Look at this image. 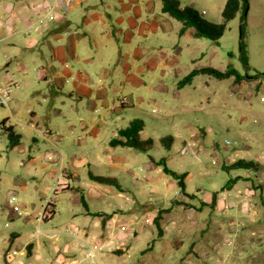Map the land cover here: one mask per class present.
I'll list each match as a JSON object with an SVG mask.
<instances>
[{
	"label": "rangeland",
	"instance_id": "obj_1",
	"mask_svg": "<svg viewBox=\"0 0 264 264\" xmlns=\"http://www.w3.org/2000/svg\"><path fill=\"white\" fill-rule=\"evenodd\" d=\"M178 1L181 7L192 8L202 19L213 22L223 21L221 10L226 0ZM244 1H247V8L242 36L248 48L250 73L255 70L264 73V0H239V10L226 22V29L216 42L195 35L188 36V32L194 34L192 27L182 35H178L174 30L166 32L159 29L154 34L156 39L152 40V43L156 42L157 46H161L164 54L157 57V64L152 71L145 72L142 77L145 84L139 87L131 85L122 70L112 76V83L105 81L107 87H111L117 96L126 95L130 104L114 113L110 123L109 119L100 120V111H95L88 101L79 103L77 99L70 98L66 94L69 86L78 81L76 70H80L79 64L83 61L74 64L75 70L71 75H61V79L67 78L69 82L61 84L59 90H55V87L48 86L41 79V50L20 49V46L16 49L13 47L16 44L0 42V85L10 86V107L24 123L28 122L26 109L34 108L37 114L35 121L38 124H34L33 127L36 126L41 130L47 127L52 129V138L62 153L65 168H69L70 164L79 160H93V171L116 177L123 187L132 189L135 196L142 201H149L148 197L153 196L151 194L153 186H157L162 194L157 203L164 206L169 204V196H176L175 190L178 187L174 185L171 187L175 179L165 173L161 165L151 166L152 161L149 156H153L157 162L163 157L170 170L186 173V190L194 193L198 200L204 199L212 192L222 189L223 184L232 174L222 168L223 163L230 161L231 157H249L252 155L251 150L254 151L253 155L261 156L259 150L264 149L261 142L258 143L257 150H254L257 143L252 131L258 124L252 121L257 119V113L255 107H252V98L248 94H251V91L255 92L254 96L261 93L258 102L264 101V87H262L263 92H258L261 86L257 85L255 79H248L253 82L254 88L248 84L239 88L232 77L219 80L211 75L197 74L190 84L176 89L169 72L174 67L179 68L180 78L193 68L211 66L225 70L229 65L242 71L243 66L238 52L241 9ZM170 20L174 29L181 25L176 19ZM81 45L91 49L86 39L82 40L78 48H81ZM174 57L177 58V63H174ZM191 58L195 60L192 61ZM163 61L167 63L164 69L161 66ZM90 75L96 78L93 72H90ZM161 84L166 85L168 89L160 91L158 86ZM6 115H8L6 108L0 105V119ZM132 118L144 122L148 136L154 139L152 149L145 153L131 148L117 147L112 155L116 159L115 162L119 163L118 168L96 163L95 155L101 154L105 143L111 137V130L115 125H126ZM94 121H97L98 134L89 136L80 123L91 124ZM14 126L20 136V147L23 152H16L19 146L11 149L5 144V136L3 134L0 136V264H14L18 259L24 264H41V261L48 264L58 252L63 253L65 245L69 251L74 249L76 257L81 259L85 256V248L80 244L73 247L74 241L70 238L61 235L57 239H47L41 233L35 232L32 226L25 224V218L14 217L12 221L9 220L8 208L4 204L7 194L16 193L20 201L29 209L37 206L42 199L43 185L38 181H28L24 189L17 184L27 180L25 171L38 169L41 175V161L47 149L46 143L32 127ZM78 135L82 136L81 141L77 139ZM168 135L174 137L170 151H166L160 143V138ZM182 139L184 141L180 144ZM225 140L229 143L225 144ZM246 141L251 145L249 154L246 151L248 148L245 149ZM51 150L55 151V148L51 147ZM27 154L34 160H28ZM38 154L39 156L41 154L40 158L37 157ZM121 157L122 159L119 160ZM157 162L155 161V164ZM86 170L87 165L80 167L78 171L80 177L85 178L88 183L92 180L87 179ZM147 174L151 175L152 179L146 178ZM247 176L250 180L247 182L240 180L237 185L249 186L251 180H259L261 183L255 181L252 187L256 194L261 189L264 196V166L259 173L254 175L253 172H249ZM45 182L50 181L46 179ZM100 186L103 189L109 187L112 196H116L114 186ZM31 190L37 193V197H30ZM88 192V189L83 193L72 192L67 195L70 196L68 198L70 203L59 202L58 213L51 223L44 225L45 231L59 232L68 226L69 219H72V211L69 207L74 211L82 207L80 202H74L81 195L89 209L94 211L102 209L107 212L110 211L113 203L119 205L120 201H124L123 198L113 200L107 193L104 194L108 197L95 199L90 197ZM231 198H234V195ZM233 200L225 207L231 213L238 215ZM236 200H239V196ZM262 202L257 200L256 203L254 200L252 207L254 210L259 206L263 216L264 198ZM188 206L182 208L174 205L171 212L162 213L158 222L159 227L152 218H148L145 223L148 231L144 249L138 255L136 248L125 258H135L138 255L139 259L149 255L150 260L156 257L155 263L158 264H264V221L248 226L236 217L235 220L244 225L238 228L233 239L229 233L231 231L226 228V218L219 215L220 207L213 210L212 207L201 205L200 210H188ZM84 217L77 214L75 222H82ZM88 218L92 219V216ZM92 224V229L101 230L100 226H94V221ZM13 231L18 233V238L13 240L10 247V258L3 255L6 242H3L2 238L7 240ZM252 231L256 234L251 235ZM151 236L156 237L155 243L150 242ZM248 239L253 242H247ZM228 240H231L232 245L226 250ZM29 242L33 243L36 252L29 258L18 255L17 251ZM112 259L102 263L118 264L122 260L115 254L112 255ZM137 260L133 264H140ZM125 263L121 261V264ZM82 264L100 263L97 258L87 257Z\"/></svg>",
	"mask_w": 264,
	"mask_h": 264
},
{
	"label": "crops",
	"instance_id": "obj_2",
	"mask_svg": "<svg viewBox=\"0 0 264 264\" xmlns=\"http://www.w3.org/2000/svg\"><path fill=\"white\" fill-rule=\"evenodd\" d=\"M162 5L163 0H0V42L16 44L13 46L16 49L20 46V49L33 50L35 48L41 50V79L45 81L48 86L55 87V90H59V86H61V84L69 82L67 78L61 79V75H71L75 70L73 68L74 64L79 61H83L79 64L80 70H76L78 74V81L73 82L69 86L66 94L70 98L77 99L79 103H83L84 100L88 101L94 107L95 111H100V120H110L114 113L128 107L130 104L129 99L127 98L128 102L126 104L118 106L117 100H119L122 96H117L111 87H107V83L105 81H111L112 83V76L122 70L126 76V80L131 83V85L139 87L142 84H145V80L142 78L144 77L145 72L147 73L152 71L157 64V57L164 54V51L161 50V46H157L156 42L152 43V40L156 39L154 34L161 29L166 32L174 30L177 31L178 35H182L189 28L187 27L182 34L179 33V30L182 27V23L179 21L181 25L176 26L174 29L170 20L173 17L167 12H163ZM49 8L53 10V16L47 19L45 23L38 25L36 28L28 29V26L34 23L36 17L41 15V13H45ZM188 36L193 37L194 34L188 32ZM83 39H86L87 44L91 47V49L82 45L81 48H78ZM173 60L174 63L178 62L176 57H174ZM191 60L193 61L195 59L191 58ZM161 66L164 69L167 67V63L163 61ZM250 68L251 65L249 62V69ZM256 71L257 70H255V72ZM90 72L96 74V78H93L90 75ZM169 73V77H172L171 79L173 80L172 83L176 85L175 88H179V80L187 73L179 78V68L177 67L170 69ZM169 77L168 79L170 80ZM255 81L257 85L261 86L258 91L261 92L262 87H264V76L255 79ZM245 84L252 86V88L255 87L253 86L252 81L247 80L236 83L235 85L240 88ZM158 89L160 91H165L168 87L161 84L158 86ZM55 90L53 91L56 95ZM248 95L252 98V107H255L254 109L257 113V119H253L252 121L258 124L256 129L252 131V134L255 136V142L257 143L254 150H257L259 142H261V146L264 147V101L262 100L258 102L259 99H261V93L258 96H254L255 92L251 91V94ZM2 107L6 108L8 115L1 118L0 121L9 122L12 131L18 138V143L15 146H10L11 143L8 140V135H4L6 145H8L11 149L19 146V149L16 152L21 153L24 151L20 147V136L16 132L14 125L32 127L36 134L47 145L43 160L41 161V175L39 174L38 169L25 171L24 173L27 176V180H25L24 183L21 182L17 184L18 187L24 189L28 184V181H38L43 185L42 199L39 200V204L37 206L35 205L32 209H29L20 201L18 195L12 192L11 194L15 195L17 198V203L21 208L22 213L19 215L14 213L11 210L10 205L8 203L6 204L4 201V204L8 208L7 213H9V220L12 221L14 217L25 218V224L32 226L35 232L41 233V235L45 238L57 239L62 235L64 238H70L74 241L73 247L76 244H80V246L86 250L85 256L78 259L75 255V250L73 249L69 251V248L65 245L63 253L58 252V254H56L52 261L48 264H82L83 261L87 259L86 252L88 244L109 239L123 242L122 248L113 252H97L96 258L98 262L103 264L102 262H105L108 259L113 260L112 255L115 254L118 258H122L121 261L126 262L125 264H133L138 259V255L141 254L144 249V245L147 243V239L145 237L148 230L145 228L147 225L145 223L148 218H152L153 220V217L161 210L168 209L166 212H171L174 205L177 207L181 206L182 208H184L185 205H189L187 207L188 210H200L201 205L210 207L208 204L211 202L212 193L209 197L198 200L194 193H189L186 190L185 184L186 192L193 194V196H184L177 186L176 180H174V183L171 184V187L173 185L178 187L175 190L176 196L168 197V205L161 206L157 203L161 199L162 195L157 186H153V190L151 192V194H153L152 198L148 197L149 201H142L138 199V196H135V192H133L132 189L130 190L129 187H123L118 182L116 177L117 186L110 185L116 188V192L114 193L116 196H112V191H110L109 187H107V189H103L100 186L106 184L93 182V180L87 183L85 178L83 179L80 177L78 170L80 167L85 165H87V179L91 180L88 176L89 172L97 174V172L93 171L92 168L93 160H79L70 164L69 168L64 167L62 153L55 143V140L52 138V129L47 127L44 130H41L36 126L33 127L34 124H38L35 121L37 120V114L34 108L26 109L28 122L24 123L19 116L14 114L9 102L8 106ZM12 119L16 122H13ZM110 122L111 120L109 123ZM80 125L83 126V130L88 133L89 136H95L98 134V129L96 128L97 121H94L91 124L80 123ZM126 125H115V127L111 130V137L107 140V143H105L101 154L95 155L96 163L99 162V164L110 166L111 168H118L119 163L115 162L116 159L112 155V152L115 148L120 146H111L109 144V140L116 135L118 128ZM45 130L49 131L48 137H44L41 134ZM141 137H149L145 129L142 130ZM77 139L81 141L82 136L78 135ZM182 141H184V139L180 140V144H182ZM247 141L245 143V149L248 148L246 151L249 154V148H251V145H249V142ZM51 147L55 148V151L51 150ZM162 147L164 148L163 145ZM171 147L168 150L164 149L166 151H170ZM259 151L262 153L261 156L253 155L254 151L251 150L252 155L245 158L254 159L263 167L264 149L261 148ZM37 157L40 158L41 154L40 156L38 154ZM149 158L152 161L151 166L156 167L158 164H155V161L157 162V160H155L153 156H149ZM162 158L163 157L160 159ZM237 158L244 157L238 156ZM237 158L231 157L230 161L225 162V164H229ZM27 159L34 160V158H30L28 154ZM121 159L122 157L119 160ZM227 172L232 173L229 178L236 175L244 176V178L237 180L229 189L224 188L223 184L222 189L216 190L217 194L213 210L220 207L219 215L221 210H227L232 216L237 217L248 226H254L257 222L261 223L264 221V215L262 216V213H260V207L258 206L254 210L252 207L254 200L256 203L257 200H260V202L263 203L262 201L264 196H262V190L260 189V191L256 194L255 189L252 187L255 181H260L256 179L251 180L249 186L245 184L237 185V182L240 180L245 182L250 180V177L247 176L249 175V172L242 169H234ZM60 173L66 174L67 187L53 194L52 191L55 177ZM146 178L152 179V176L147 174ZM46 179L50 182L46 183ZM86 189H88L90 197L95 199L108 197L104 194L107 193L113 200L115 198H123L124 201H120L119 205L113 203L110 211L106 212L102 209L94 211L89 209V206L81 195L76 198V201L74 202H80L82 207L75 209V211L72 207H69V210L72 211V219H69L68 221L69 225L64 227L59 232H46L44 225L51 223V221L56 217L59 202L70 203V200L68 199L70 196L67 195H70L72 192L83 193ZM60 194H63L64 196L61 197L59 196ZM29 195L31 198L37 197V193L33 190L30 191ZM233 195L234 198H231ZM255 195H257V198H255ZM238 196L239 200H236ZM7 197L8 194L5 198ZM47 200H50L51 202L48 209H50L52 213L50 216L39 219L38 215L42 211ZM231 200L235 202L238 215L231 213L225 207ZM247 200L251 202L249 207L250 210L248 211L246 209H242V202ZM176 201H181L183 204H175ZM77 214L85 216L82 222H75ZM89 216H92V219L88 218ZM261 217L263 220H259ZM103 219L105 220V223L102 226ZM92 221H94L95 227L100 226V231H95L94 228L92 229ZM7 225L8 224L6 223V226ZM15 238H18V233L15 231L10 233L7 240L2 238V241L6 242L3 251L4 256H10L9 250ZM152 238L154 237L151 236L150 240ZM136 248L138 249V255L135 256V258H125L128 253L134 252ZM35 252V246L32 242H29L25 244L24 248L18 250L17 254L29 258ZM37 257L40 258L39 255H37ZM149 257V255L143 256L137 261H139L140 264H158L155 263L156 257L152 260H150ZM121 261L120 263L118 262V264H121ZM14 264H24V262L21 259H18ZM41 264L47 263L45 261H41Z\"/></svg>",
	"mask_w": 264,
	"mask_h": 264
},
{
	"label": "trees",
	"instance_id": "obj_3",
	"mask_svg": "<svg viewBox=\"0 0 264 264\" xmlns=\"http://www.w3.org/2000/svg\"><path fill=\"white\" fill-rule=\"evenodd\" d=\"M247 8V1H244L241 9V19L240 24V38H239V52L238 57L243 66V70H239L232 65H229L225 70H219L211 66H203L199 68H194L190 70L185 76H183L178 85L180 87L190 84L194 77L197 74H207L211 75L219 80L232 77L234 81L240 83L248 79H257L263 77L264 73L260 71H254L250 73L249 62H248V48L247 44L243 40L242 28L245 25V10ZM163 12H167L170 16L177 19L182 23V27L179 30V33H183L187 27H192L194 29V35L197 37L206 38L212 42H216L224 33L226 29V22L235 16V13L239 10V0H226L222 10L221 16L222 22H213L209 20L202 19L198 16L197 12L190 7L184 6L181 7L178 0H163L162 5ZM3 121H0V123ZM144 129V122L141 119L133 118L128 124L124 127L117 129L116 135L109 140V144L113 147H131L132 149L138 152H148L152 149L154 145V140L151 137L142 138L141 132ZM8 135V140L11 143L10 146H15L18 143V138L12 131V128L9 126L3 132V135ZM160 142L166 150H168L173 142L172 136H163L160 138ZM158 165H162L165 173L170 174L176 181L177 186L184 196L190 197L193 194H189L185 190L184 177L185 173H177L170 170L164 162V158L157 162ZM222 168L230 171L234 169H242L248 172H253L257 174L261 171L262 166L259 162L254 159L247 158H237L229 164H222ZM88 176L91 180L106 185H116V178L112 176L94 174L92 172L88 173ZM244 176L236 175L234 177L228 178L224 183V188H231L232 184L239 179H243ZM217 192L214 191L211 194V202L208 204L210 207H214L216 200ZM175 204H183L181 201H176ZM203 204V203H202ZM168 209L158 211L157 214L153 217L154 223L159 227V219L163 212H166ZM105 220L102 221V226L104 225ZM161 232V230L159 231ZM157 239L152 238L151 243L155 242ZM117 251V250H116ZM264 257V256H263ZM262 257V258H263Z\"/></svg>",
	"mask_w": 264,
	"mask_h": 264
},
{
	"label": "built area",
	"instance_id": "obj_4",
	"mask_svg": "<svg viewBox=\"0 0 264 264\" xmlns=\"http://www.w3.org/2000/svg\"><path fill=\"white\" fill-rule=\"evenodd\" d=\"M54 12L53 10H51L50 8L46 10L45 13H43L42 15H39L36 17V20L34 21L33 24L28 26V29L32 28H36L38 25H41L44 23L45 20L51 18L53 16ZM10 86H4V85H0V105L1 106H8V102H9V97H10ZM128 102L127 97L126 96H122L119 100H117V105L118 106H123L124 104H126ZM13 122H16L14 119H12ZM10 126L9 122L7 121H3L0 123V136L3 134L4 130L6 128H8ZM41 133V132H40ZM44 137H48L49 135V131L45 130L43 133H41ZM229 141L225 140V144H228ZM67 187V176L66 174H58L55 177V182L53 185V194L57 191L62 190L63 188ZM6 203H8L11 207V210L16 213V214H21L22 210L19 207L18 203H17V198L15 195L13 194H9L8 197L6 198ZM51 202L50 200H47L42 211L39 213L38 218L41 219L43 217L46 216H50L51 215V210L48 209V207L50 206ZM251 202L247 201H243L242 202V209L243 210H248V208L250 207ZM220 215L224 218H226V228L228 230H230L231 232L230 235L234 237L237 234L238 228L242 227L243 224H241L240 222L236 221L234 216H232L227 210H221ZM256 234L254 231L251 232V235ZM247 242H253V240L248 239ZM123 242L121 241H114L112 239L109 240H104L101 242H93V244H88L87 246V252H86V256L88 258H96V253L97 252H101V251H106V252H113L117 249L122 248ZM232 242L231 240H228L226 243V250L228 249V246H231Z\"/></svg>",
	"mask_w": 264,
	"mask_h": 264
}]
</instances>
